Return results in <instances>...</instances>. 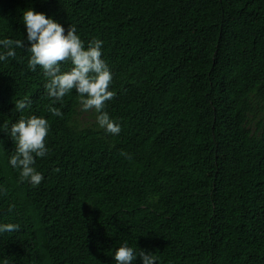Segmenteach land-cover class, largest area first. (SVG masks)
<instances>
[{
  "label": "trees",
  "instance_id": "1",
  "mask_svg": "<svg viewBox=\"0 0 264 264\" xmlns=\"http://www.w3.org/2000/svg\"><path fill=\"white\" fill-rule=\"evenodd\" d=\"M27 8L103 41L118 135L75 89L46 95ZM5 38L23 47L0 61V225L19 229L0 233V264H116L124 242L157 264H264V0H0ZM33 115L49 122L37 186L4 127Z\"/></svg>",
  "mask_w": 264,
  "mask_h": 264
},
{
  "label": "clouds",
  "instance_id": "2",
  "mask_svg": "<svg viewBox=\"0 0 264 264\" xmlns=\"http://www.w3.org/2000/svg\"><path fill=\"white\" fill-rule=\"evenodd\" d=\"M21 19L30 43L27 49L30 53L27 67L32 71H36L37 67L42 69L43 75L47 77L44 85L46 95L53 101H61L75 89L81 109L94 111L97 125L108 134L118 135L121 131L120 125L104 111L106 102L115 97V92L109 90L113 78L108 65L102 59L103 41L93 39L85 46L75 27L69 26L65 34V29L59 23L31 8L23 10ZM22 47V40L0 39V48L4 49L0 53V61L14 58L16 49ZM64 63H70L71 68L62 70L61 65ZM27 107L28 103L25 101H17L15 104L17 111ZM48 111L53 116L62 115L56 107L50 106ZM4 127L15 145L8 164L12 169L18 170L21 182L26 181L32 186L39 185L43 176L34 165L37 157H44L48 152L45 145L49 132L48 120L33 115L20 118L10 127ZM121 155L131 159L130 154ZM18 229L16 224L0 225V233L15 232ZM137 256L142 264H157L152 253H137L127 242L117 247L113 254L116 264H132Z\"/></svg>",
  "mask_w": 264,
  "mask_h": 264
},
{
  "label": "rangeland",
  "instance_id": "3",
  "mask_svg": "<svg viewBox=\"0 0 264 264\" xmlns=\"http://www.w3.org/2000/svg\"><path fill=\"white\" fill-rule=\"evenodd\" d=\"M87 116H88V113H84V114H82V117L80 119L86 122Z\"/></svg>",
  "mask_w": 264,
  "mask_h": 264
}]
</instances>
